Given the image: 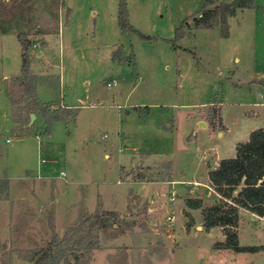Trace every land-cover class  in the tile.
<instances>
[{"label":"rangeland","instance_id":"obj_1","mask_svg":"<svg viewBox=\"0 0 264 264\" xmlns=\"http://www.w3.org/2000/svg\"><path fill=\"white\" fill-rule=\"evenodd\" d=\"M127 3L141 35L121 28L119 0H36L0 17V76L21 73L26 34L50 108L31 123L14 77L10 96L0 80V264H34L35 250L104 210L118 217L78 264H264V251L224 248L222 229L207 230L202 209L185 203L218 200L205 147L264 124V0L211 27L193 21L203 0ZM56 114L64 119L48 129ZM193 116L215 133L195 141ZM238 227L241 244L264 243L263 222L244 213Z\"/></svg>","mask_w":264,"mask_h":264},{"label":"trees","instance_id":"obj_2","mask_svg":"<svg viewBox=\"0 0 264 264\" xmlns=\"http://www.w3.org/2000/svg\"><path fill=\"white\" fill-rule=\"evenodd\" d=\"M36 0H0V17H7L18 10L24 14L29 4ZM204 6L200 15L193 17L196 27H211L217 23L226 24L229 16L235 15L239 8H251L254 0H232L210 5L214 2L203 0ZM129 10L127 0H119L118 18L123 30H136L128 21ZM189 22L186 21V24ZM22 46L21 73L14 77L15 84L21 88L22 95L27 101L29 114L49 112L50 108L39 98L37 93L38 76L31 67L29 48L30 39L24 33L18 34ZM57 113L58 110H51ZM76 113V111H75ZM64 119V115L56 114L50 120ZM222 123V118H220ZM208 177L218 194L216 203L204 206L203 199L188 197L185 200L190 209H202L204 225L207 230L220 227L225 235V240L220 244L224 248L236 252H259L264 250V245H241L238 236L240 210L242 208L264 218V126L251 131L249 138L240 141L236 145L234 157L223 158L218 165L209 169ZM103 215H105L103 217ZM189 215V212H187ZM190 216V215H189ZM118 214L114 211L104 210L87 216L84 220L72 225L62 238L54 237L45 246L34 251V264H78L84 256L90 258L91 252L99 247L97 231L107 226L106 221L116 219ZM95 219L94 228L88 229L87 223ZM194 225V219L190 216L187 228Z\"/></svg>","mask_w":264,"mask_h":264},{"label":"crops","instance_id":"obj_3","mask_svg":"<svg viewBox=\"0 0 264 264\" xmlns=\"http://www.w3.org/2000/svg\"><path fill=\"white\" fill-rule=\"evenodd\" d=\"M15 76H18V75L17 74H13V73H8V72L5 73V74H3L2 76H0V80L2 82H4L5 88H6L7 92H8V94H9V96H10L9 82H10L11 78L12 77H15ZM262 77H263L262 80H264V75H262ZM37 93H39L38 92V85H37ZM10 100H11V98H10ZM43 103H45V102H43ZM262 104H264V102H262ZM64 106L66 108H68V109H72L73 108L71 105H64ZM54 109H55V107L53 108V110ZM188 113H190V112H187V114ZM189 123L192 124L191 134L192 133L194 134V140L195 141L197 140L198 132L201 131V130L206 131L209 134L210 137H211L212 133H215L213 130H211L210 126L205 121H201V120L197 119L195 116H193L192 120H190ZM201 126H203V127H201ZM224 126H225V128L223 130L217 132V139L218 138H224L226 131L227 132L229 131L227 125L224 124ZM259 126L262 127V126H264V124L263 125H253L251 127H248L246 129H244V131L240 132L241 137L239 136V139H235V140L231 141L230 143H228L227 145L222 146L221 144H219V142L217 140L216 143L211 144V145L205 147L206 148V151L210 152V155L212 157V158L210 157L211 158L210 159L211 160V163L208 162V161L205 162V159L203 160V158L201 156H200V158H201V161H203V163H205V166H206V172H207L206 173V176H207L206 178H207V181H208L207 182L208 183L207 186L209 187L210 190H212L213 192H215V190L212 187V184H211V182L209 180V177H208V171H209V169L216 167L218 165L219 161L221 159H223V158L234 157L236 155V145H237V143L240 142V141L247 140L249 138V135H250L251 131L254 130V129H256V128H259ZM228 145L231 146V149H233L231 152L230 151H227L228 148H229ZM222 152H224L225 154H228V155H223ZM106 156H108V155L106 154ZM146 165H149V164H146ZM217 196H218V194H217ZM244 213L245 214H249L250 217H251V220H254V221H257L258 220V221H261V222L264 223V218H262V217H260V216H258L256 214H254V213H251L250 211H248V210H246L244 208H242L240 210V218H241V216ZM239 222H240V220H239ZM216 228H218V227H216ZM238 232H239V227H238ZM238 236H239V233H238ZM239 242H240V240H239ZM261 244L264 245V243L254 244V245H261ZM241 245H243V244H241ZM262 251H264V250H262ZM262 251H259V252H256V253H260ZM243 264H257V263H256V261H254L252 259H247L246 261L243 262Z\"/></svg>","mask_w":264,"mask_h":264},{"label":"water","instance_id":"obj_4","mask_svg":"<svg viewBox=\"0 0 264 264\" xmlns=\"http://www.w3.org/2000/svg\"><path fill=\"white\" fill-rule=\"evenodd\" d=\"M35 117H36V114L32 113L31 114V123L34 121Z\"/></svg>","mask_w":264,"mask_h":264},{"label":"built area","instance_id":"obj_5","mask_svg":"<svg viewBox=\"0 0 264 264\" xmlns=\"http://www.w3.org/2000/svg\"><path fill=\"white\" fill-rule=\"evenodd\" d=\"M35 46H36V45H35ZM44 161H46V160L43 159V162H44ZM60 173H61V176H66V173H65L64 171H61Z\"/></svg>","mask_w":264,"mask_h":264}]
</instances>
